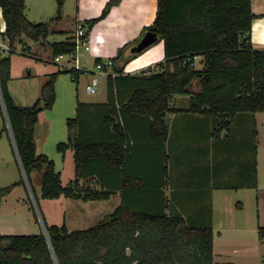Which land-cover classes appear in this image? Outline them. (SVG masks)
Segmentation results:
<instances>
[{"label":"trees","instance_id":"16d2710c","mask_svg":"<svg viewBox=\"0 0 264 264\" xmlns=\"http://www.w3.org/2000/svg\"><path fill=\"white\" fill-rule=\"evenodd\" d=\"M118 1L110 0L98 18L84 22L85 38ZM56 2L59 18L65 0ZM0 8L6 25L0 36L8 43L7 50L0 47V108L4 130L10 131L22 172L30 182L33 171L44 170L43 198L108 199L114 191L101 186L99 177L87 173L85 166L92 160H102L111 169L120 168L125 153L119 141L90 142L74 134L67 142L58 143L59 152L74 150L75 178L63 185L54 160L37 152L34 139L40 112L55 104L58 75L70 73L77 83L85 71L59 69L42 86L41 97L33 105L17 104L9 89L14 43L22 41L23 36L34 41L46 39L55 19L30 21L26 0H0ZM255 17L252 0H158L156 18L141 36L154 32L163 40L165 61L158 65L157 73L146 78L153 95L147 88H138L124 105L151 117L152 139H166V116L175 94L190 95L188 107L178 111L215 118L216 137L230 128L236 114L264 112V50L251 45ZM131 44L118 50L113 63L121 61L124 66L136 55L125 57ZM51 46L52 61L61 54L74 55L78 49L75 39ZM194 55L202 58V69H196V61L187 60ZM194 80L201 87L198 93L191 89ZM77 123L78 118L67 119L70 133ZM113 129L123 137L118 124H113ZM11 189H0V202ZM45 229L47 236L43 231L33 235L0 233V264H214L212 227H192L182 216L136 210L123 203L89 229L70 231L66 224H45ZM258 237L264 242V226L258 227Z\"/></svg>","mask_w":264,"mask_h":264},{"label":"crops","instance_id":"0c3cea01","mask_svg":"<svg viewBox=\"0 0 264 264\" xmlns=\"http://www.w3.org/2000/svg\"><path fill=\"white\" fill-rule=\"evenodd\" d=\"M109 1L65 0L63 8L73 7L69 19L76 27L79 21L88 23L98 18ZM157 4L158 0H119L88 32L90 50L86 60L95 66L98 59H113L120 48L131 43L134 44L128 47L125 57L134 54L133 46L142 38L144 28L156 18ZM63 8L57 18V4L52 0H26V16L30 21L55 19L51 22L50 35L58 34L61 38L51 42L49 35L37 41L48 48L51 56L53 43L75 39L76 29L66 28L61 21ZM252 11L256 17L252 23L251 45L256 50H264V0H252ZM5 26L0 8V33L5 31ZM7 44L0 36V46L5 48ZM135 54L124 66L121 61H114L104 72H92V76L98 74L101 79L100 95L89 102L77 99L78 123L72 133L68 130V140L75 134L90 142L119 141L125 153L120 168L111 169L102 160H92L85 166L87 173L99 177L101 186L114 191L106 200L119 196L118 206L123 203L136 210L179 215L192 227L210 226L214 232V264H234L236 245L232 243L243 238L248 227L230 220L216 226L215 211L218 198L232 191L251 193L253 188L258 189L259 116L264 112L236 114L230 128L216 137L213 134L217 127L215 118L178 111L188 107L190 95L175 94L170 102L172 110L166 116V139H152L151 117L139 115L124 105L138 88H147L153 95L146 78L157 73L158 65L165 61L164 42L158 39ZM197 62L202 63V58ZM79 82L80 78L75 83ZM199 88L192 92H200ZM115 123L122 128L123 137L114 131ZM35 143L38 149L36 139ZM72 153L74 157L73 148ZM237 207L243 206L238 203ZM259 226L256 225L257 229Z\"/></svg>","mask_w":264,"mask_h":264},{"label":"rangeland","instance_id":"374dc122","mask_svg":"<svg viewBox=\"0 0 264 264\" xmlns=\"http://www.w3.org/2000/svg\"><path fill=\"white\" fill-rule=\"evenodd\" d=\"M57 4L56 0H52ZM72 6L63 8L62 23L66 28L76 29L69 16ZM53 26V25H52ZM70 34V33H68ZM58 34L49 36V40H59ZM8 45V44H7ZM33 48L31 51L30 48ZM79 64L89 72L80 77L79 84L72 80L70 73H60L55 82L56 101L51 109H43L35 126V139L38 153H44L54 160L56 170L61 173L63 185L75 178V164L72 148L64 153L57 150L60 142L68 140L67 118H75L77 99L94 101L100 95L86 91V85L92 80L94 64L86 60V50L79 43ZM48 48L25 36L14 43L10 53L12 74L9 89L19 105H33L40 97L42 86L53 72L63 66L52 61ZM84 55V56H83ZM65 57L61 64L66 63ZM71 66H74L71 65ZM202 63H196V69H202ZM99 77V75L97 74ZM100 78V77H99ZM192 89L200 85L194 81ZM188 100V97H185ZM43 105V102L41 103ZM178 106L180 104L178 103ZM259 185L251 193L232 191L226 197L218 198L215 211L216 226L226 220L235 221L241 227H248L243 238H237L234 264H264V242L259 240L257 224L264 226V114L259 116ZM44 170H35L30 182L22 172L10 131L4 130V117L0 108V189L12 186L11 191L0 202V233L12 235H33L44 232L45 224H66L70 231L86 230L107 218L118 206L119 196L109 200L83 201L66 198H43L41 178ZM23 180L24 182L20 183ZM240 203L243 207H237Z\"/></svg>","mask_w":264,"mask_h":264},{"label":"built area","instance_id":"2783aa9c","mask_svg":"<svg viewBox=\"0 0 264 264\" xmlns=\"http://www.w3.org/2000/svg\"><path fill=\"white\" fill-rule=\"evenodd\" d=\"M85 34H86V28H85L84 22H81V21L77 22L75 41L78 45H79V43H81L84 46L85 50L89 51L90 46L88 45L87 38H85ZM1 48L3 50L8 49L7 47H5V48L1 47ZM67 56H70V59H68L66 61V63L61 64V61L63 59H65V57H67ZM199 58H200V56L194 55L192 58L188 57L187 60L188 61H190V60L197 61V60H199ZM54 62L60 64L61 66H63V68H66V69L75 68L79 71H85V73L89 72L85 67H83L82 65L79 64L77 52L74 55H64V54L58 55L54 58ZM73 64H74V66H71ZM112 65H113L112 59H106L105 61H98L95 63V70L104 72L106 70V68L112 67ZM100 85H101V79L97 76H93L92 80L86 85L87 93H89V94L97 93ZM44 234L47 236L46 229L44 230Z\"/></svg>","mask_w":264,"mask_h":264},{"label":"water","instance_id":"95a60500","mask_svg":"<svg viewBox=\"0 0 264 264\" xmlns=\"http://www.w3.org/2000/svg\"><path fill=\"white\" fill-rule=\"evenodd\" d=\"M158 40V35L154 32L146 33L138 43L133 46L134 53H140L148 48L150 45L154 44Z\"/></svg>","mask_w":264,"mask_h":264}]
</instances>
